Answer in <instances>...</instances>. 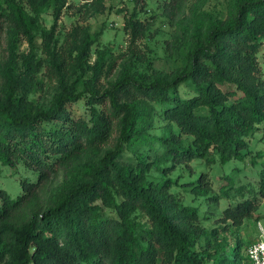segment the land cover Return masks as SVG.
Returning a JSON list of instances; mask_svg holds the SVG:
<instances>
[{
	"label": "trees",
	"instance_id": "trees-1",
	"mask_svg": "<svg viewBox=\"0 0 264 264\" xmlns=\"http://www.w3.org/2000/svg\"><path fill=\"white\" fill-rule=\"evenodd\" d=\"M93 2L94 11L104 9L103 0L84 5ZM184 2L165 8L178 27L181 61L170 71L153 67L140 46L150 22L136 4L125 16L128 50L103 84L117 59L107 45L93 58L102 29L75 24L61 40L68 0H0V171L19 162L38 171L35 181L22 179L16 196L0 188V264H251L253 240L246 246L230 227L253 216L258 196L233 181L216 193L206 172L190 181L169 173L193 159L243 158L264 123V0H231L226 17L207 13L202 21L174 17ZM43 70L55 81L48 104L33 96L45 88ZM81 99L86 112L77 116L70 106ZM149 102L180 131L160 136L164 150L152 158L138 149L123 159L127 145L149 134ZM224 195L231 202L224 224L203 225L208 215L193 198L219 202Z\"/></svg>",
	"mask_w": 264,
	"mask_h": 264
},
{
	"label": "rangeland",
	"instance_id": "rangeland-1",
	"mask_svg": "<svg viewBox=\"0 0 264 264\" xmlns=\"http://www.w3.org/2000/svg\"><path fill=\"white\" fill-rule=\"evenodd\" d=\"M104 9L94 11V2L90 5H84L81 0H68L69 5L64 9L59 22V32L61 40H64L66 33L75 24L89 25L92 31L102 29L99 44L93 46V58L95 57V49L98 45H107L112 52V56L117 59L118 66L113 68L109 73H104L101 82L108 84L114 78L115 71L119 69L120 61L124 58V54L128 50L129 34L125 29V16L131 14L134 6L137 4L135 0H103ZM171 0H144L138 3V7L144 5L140 9L139 16L144 21L150 22V29L147 35L140 40V46L146 52L147 58L153 67L158 70L170 71L176 64L181 61L178 55L176 39L178 36V27L174 22V18L166 13L165 8ZM231 0H185L182 10H175L174 17L190 15L195 20L204 19L207 13L213 14L215 17H226L230 11ZM44 22L51 25L53 16L51 10L43 13ZM261 47L258 53V59L264 77V35L261 37ZM170 42V43H169ZM6 48V38L3 35L2 44L0 46V55H4ZM22 50L27 49V42L21 45ZM175 55V56H173ZM180 56V57H179ZM45 79V88L36 92L33 96L38 101L48 104L53 98L55 91V81L50 78L48 72L43 70ZM185 86L181 87L182 94H188ZM150 104L152 102H149ZM155 110L153 111L152 125L149 127V134L144 143L133 142L127 145L123 152V159H130L134 152L138 149L149 153L150 157H154L164 150L161 145L160 136L170 134L173 129L179 132L180 129L174 124L163 119L161 106L158 103H152ZM72 112L79 116L85 114L86 105L83 99L78 100L70 106ZM117 133L111 140H115ZM187 137H191L187 135ZM141 143V144H140ZM247 151L243 158H231L222 163L216 161L214 164H208L205 160L193 159L182 167L178 166L169 174L180 176L181 181H190L195 179L201 172H206L210 176L213 191L222 193L221 185L233 181V185L244 184L245 192L248 195L256 194L259 198L260 205L252 217L244 219L239 227L231 225V229L236 231L246 240L247 244L257 237L264 238V196L260 193V186L264 172V123L260 128L249 137V146L244 149ZM153 174L160 175V172L153 169ZM38 178V171L27 167L24 163L19 162L17 165H3L0 171V188H5L12 196L18 195L22 191V179L35 181ZM250 188V189H249ZM179 189L180 194L186 196V192L182 188ZM233 191V190H232ZM251 192V194H249ZM188 199L191 195L188 194ZM239 199V195H236ZM195 203H199L202 213H206L208 217L202 219L203 225L211 228L224 224L220 219L224 215V208L231 202L227 195H224L219 202H214L207 198H193ZM228 231L229 239H234L232 230Z\"/></svg>",
	"mask_w": 264,
	"mask_h": 264
},
{
	"label": "built area",
	"instance_id": "built-area-1",
	"mask_svg": "<svg viewBox=\"0 0 264 264\" xmlns=\"http://www.w3.org/2000/svg\"><path fill=\"white\" fill-rule=\"evenodd\" d=\"M93 0H81V2H92ZM247 255L251 264H264V238H255L247 247Z\"/></svg>",
	"mask_w": 264,
	"mask_h": 264
}]
</instances>
